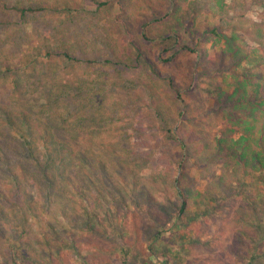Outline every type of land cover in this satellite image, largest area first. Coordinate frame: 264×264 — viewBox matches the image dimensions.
Segmentation results:
<instances>
[{
	"label": "rangeland",
	"instance_id": "1",
	"mask_svg": "<svg viewBox=\"0 0 264 264\" xmlns=\"http://www.w3.org/2000/svg\"><path fill=\"white\" fill-rule=\"evenodd\" d=\"M54 77L78 97L88 93L85 101L90 90L102 100L109 129L92 132L100 118L87 120L77 145L85 140L109 167L131 164L107 180L76 176L63 190L68 217L20 203L18 190L0 198V264L11 255L27 259L16 264H264V167L252 157L264 156V99L252 86L264 83V0H0V156L12 155L0 158V179L16 152L36 153L5 116H34ZM65 100L76 106L75 96ZM53 117L56 138L70 139ZM240 150L248 162L238 163ZM48 182L51 197L62 191ZM86 218L91 230L82 229Z\"/></svg>",
	"mask_w": 264,
	"mask_h": 264
},
{
	"label": "trees",
	"instance_id": "2",
	"mask_svg": "<svg viewBox=\"0 0 264 264\" xmlns=\"http://www.w3.org/2000/svg\"><path fill=\"white\" fill-rule=\"evenodd\" d=\"M17 9L20 12L24 13L25 11L31 10L33 8L31 6H20L17 7ZM38 9H41V6ZM55 52L57 53V51ZM60 54L69 59L73 58V55L69 54L67 51H64V53ZM55 82L56 79L54 77L51 80L52 85L48 90L47 105H44L43 107L39 108V111L35 112L34 116H32L31 110H22L19 113V115H21V119L19 121L20 123H18V121L13 120L10 114H7L5 116L6 124L8 125V127H11L13 133H16V135L22 137V148H27L29 150L35 149L36 153H33L30 157H27L21 152H16V159L11 158L7 160V162L9 163V165L7 166L9 167V171L4 173V176H2V178L0 179V185L8 181H10V183H8L9 186L5 190H2L0 186V198L3 200H11L12 189H14L15 191L18 190L17 194L18 198L21 200L20 203H28L31 206L33 205L35 207L44 206L59 212L62 216L68 217L70 208H73V203L70 200V197L67 196V194L63 190H67L71 186V184L72 186L76 185V182H74L76 181L75 179H78L76 176H79L81 180H83V182L87 183L85 178L87 179V176L89 174L94 173L96 171L98 176H100L99 174H101L102 177L106 179L111 176V174H118L120 166L130 165L131 161L129 159H124L123 161H121V159H119L118 161L114 162L112 166L109 167L105 158L99 157L97 155L98 153H95V155L91 154L90 146L86 144L85 140H82L83 144H86L85 146L83 145L84 147L81 145H77V143L74 141L77 128L87 130L89 128V126L87 125L89 124L87 120L96 121L95 117L100 118L102 115H104L100 107L102 105V100L97 94V91L90 90V97L86 99V103L85 98L88 93H86V95L78 97L74 93V91L69 90V87H73L71 86V84L68 83V81H65L64 83L65 88L56 86ZM80 84H76L78 91L81 90ZM262 85H264V83H262ZM262 85L258 82L252 84L253 92L255 94L257 93L256 95H254V98L260 95V97H258L259 99H261L260 102L264 99V90ZM259 89H261V91ZM235 92H238L237 87L234 88L232 94H234ZM239 92L242 94L245 93V91ZM66 96H75L76 106L74 105V102H70L69 100L66 101ZM251 100L252 99H249V101ZM240 101L241 99L237 98V100H235V103H238ZM114 104L112 105L114 106ZM86 108L90 109V112L88 114H94L92 119L85 112ZM45 113H49L51 116L48 114L49 118H47V120H42L41 115ZM35 115L36 118L34 119L33 117H35ZM55 115L63 119L62 122H64L65 125L62 124L61 128L66 132H69L71 135L69 137L70 139H68L67 141L59 140L58 138H56L57 135L55 133L57 132V128L52 122L54 119H56L53 117ZM100 122L101 118L98 120V122L92 123V132H99L100 129H109L107 124H100ZM94 123L97 124L94 125ZM23 128L24 130L26 129L29 132H37L36 130H38L39 136L33 135V137L26 139L25 135L22 133V131H24ZM112 128V131L116 130V126ZM8 133H10V129L8 130ZM23 138L25 139L24 143L26 144V146H24ZM39 144L42 147L41 149L39 148ZM126 147L127 146H122L120 150L123 149L124 151H126ZM11 148L14 150L16 146H11ZM41 151L43 159L40 161L39 152ZM126 153L129 157H132V155H129L130 153H128V151H126ZM6 155L12 157V155L4 152L3 155L0 156V158L5 157ZM252 157L258 160L264 167V156H262L261 152H256L252 155ZM2 160L4 161V159ZM243 160L245 162H248L246 159V151L240 150L238 163H242ZM43 178L49 179V186L52 187H57L55 181H60L61 183H63V185L60 187L62 188V191L60 192L59 190H55L53 192L54 194L51 197V192L44 191L43 189ZM11 182H13L14 187L10 186ZM89 184H92V182L88 181L87 185ZM83 185L85 188L87 187L86 184ZM80 193L82 194L83 192L80 191ZM73 194V196L78 194L77 190ZM178 194L182 195V192L178 191ZM58 196H60L61 198H65L66 200H68V202L65 200L64 203L58 204L56 206V204L52 203V200ZM183 198L181 200L180 212L185 208L187 204L186 198ZM94 199L95 200L88 204L89 208L84 209V211L86 212V216L84 215L85 217L93 216L94 209H96V203L94 201H98L96 196H94ZM82 229H92V226H90L89 224L88 218L84 220V226H82ZM13 235L17 240L20 239L19 236H21V232L18 227L13 231ZM9 260L10 264H16L18 260H22L23 263H27L26 258H18L17 256L13 257V255H11Z\"/></svg>",
	"mask_w": 264,
	"mask_h": 264
}]
</instances>
